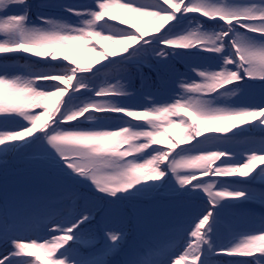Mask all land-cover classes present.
Listing matches in <instances>:
<instances>
[{"label":"snow or ice","instance_id":"6c2138e0","mask_svg":"<svg viewBox=\"0 0 264 264\" xmlns=\"http://www.w3.org/2000/svg\"><path fill=\"white\" fill-rule=\"evenodd\" d=\"M181 262L264 264V0H0V264Z\"/></svg>","mask_w":264,"mask_h":264},{"label":"trees","instance_id":"16d2710c","mask_svg":"<svg viewBox=\"0 0 264 264\" xmlns=\"http://www.w3.org/2000/svg\"><path fill=\"white\" fill-rule=\"evenodd\" d=\"M129 24H134V23H137L135 21H129L128 22ZM146 28H150L151 25H145ZM103 43L104 47L106 48H109L111 49V45H109L106 41H103L101 42ZM79 55H80V58L82 60V62H87V60L90 58V57H94L95 56V53H92V52H89L87 50H80L79 51ZM180 132V129H176L175 132H169V135H175L176 133H179ZM190 259V258H189ZM181 264H183V262H181Z\"/></svg>","mask_w":264,"mask_h":264}]
</instances>
